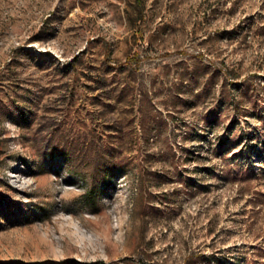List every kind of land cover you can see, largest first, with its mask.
<instances>
[{
  "label": "rangeland",
  "instance_id": "rangeland-1",
  "mask_svg": "<svg viewBox=\"0 0 264 264\" xmlns=\"http://www.w3.org/2000/svg\"><path fill=\"white\" fill-rule=\"evenodd\" d=\"M0 264H264V0H0Z\"/></svg>",
  "mask_w": 264,
  "mask_h": 264
}]
</instances>
